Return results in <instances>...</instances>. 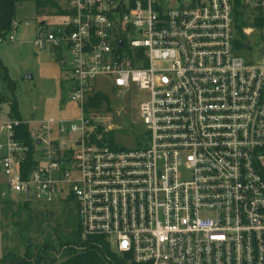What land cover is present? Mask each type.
<instances>
[{
  "label": "built area",
  "instance_id": "1",
  "mask_svg": "<svg viewBox=\"0 0 264 264\" xmlns=\"http://www.w3.org/2000/svg\"><path fill=\"white\" fill-rule=\"evenodd\" d=\"M62 11L35 46L68 53L81 116L41 123L33 149L17 138L28 122L0 121L4 196L74 204L81 238L129 263L264 264V0H67ZM253 35L259 60L239 54L252 55ZM102 78L150 95L146 143L118 148L107 106L90 104Z\"/></svg>",
  "mask_w": 264,
  "mask_h": 264
},
{
  "label": "rangeland",
  "instance_id": "2",
  "mask_svg": "<svg viewBox=\"0 0 264 264\" xmlns=\"http://www.w3.org/2000/svg\"><path fill=\"white\" fill-rule=\"evenodd\" d=\"M54 1L62 9L67 0ZM60 11L56 7L37 8L36 1L19 4L15 14L17 27L0 43V60L15 83L18 112L29 123L31 134L38 133L41 123L49 120L71 122L81 116L78 104L70 99L72 74L68 53L49 44L45 48L35 46L42 33L52 31L59 24ZM11 35L14 41H10ZM249 40L253 45L252 55L247 51H239V54L245 59L259 60L256 55L263 40L257 35ZM27 74H31L32 78L25 79ZM92 86L108 98V104H104L114 126L113 135L117 137L118 148L133 149L138 143H146L147 133L140 119L139 106L149 101L150 95L135 86L130 93L119 95L110 79L102 78L93 82ZM0 92L4 95L6 92L2 81ZM9 114V103H6L0 108V121L8 120ZM5 185L6 177L0 165V261L10 252L23 256L26 239L35 247L50 242L58 251L59 239L71 236L80 228L74 204H47L33 200L27 202L26 207L24 202H16L19 195L9 193L4 196ZM29 264L36 263L31 261Z\"/></svg>",
  "mask_w": 264,
  "mask_h": 264
},
{
  "label": "trees",
  "instance_id": "3",
  "mask_svg": "<svg viewBox=\"0 0 264 264\" xmlns=\"http://www.w3.org/2000/svg\"><path fill=\"white\" fill-rule=\"evenodd\" d=\"M33 1H36L37 8L56 7L62 10L54 0H0V39L12 32L19 4ZM60 13L64 14L63 11ZM1 81L6 87V92L5 95L0 92V108L9 103V119L22 121L15 96V83L9 78L7 68L0 60ZM104 103L108 104V98L103 94H99L90 100V104L95 108H101ZM17 138L33 149L30 128L27 124L19 127ZM33 167L34 160L32 152H30L23 165V175L26 176ZM24 206L27 207V202ZM27 240H25L26 250L23 256L10 252L3 257L0 264H29L31 261L36 264H133L129 263L128 259L113 253L106 239L102 237H91L83 240L80 229L74 231L71 236L60 238L58 251L50 242H46L42 247H35L33 243H29Z\"/></svg>",
  "mask_w": 264,
  "mask_h": 264
},
{
  "label": "water",
  "instance_id": "4",
  "mask_svg": "<svg viewBox=\"0 0 264 264\" xmlns=\"http://www.w3.org/2000/svg\"><path fill=\"white\" fill-rule=\"evenodd\" d=\"M31 78H32L31 74H27V75H25V79H31ZM5 190H6V189H5ZM27 241L30 243L29 239H28Z\"/></svg>",
  "mask_w": 264,
  "mask_h": 264
}]
</instances>
